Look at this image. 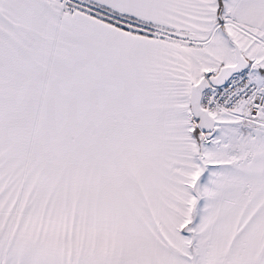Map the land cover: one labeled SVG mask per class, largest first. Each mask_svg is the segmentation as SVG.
Masks as SVG:
<instances>
[{"label": "snow or ice", "instance_id": "snow-or-ice-1", "mask_svg": "<svg viewBox=\"0 0 264 264\" xmlns=\"http://www.w3.org/2000/svg\"><path fill=\"white\" fill-rule=\"evenodd\" d=\"M0 264H264V0H0Z\"/></svg>", "mask_w": 264, "mask_h": 264}]
</instances>
